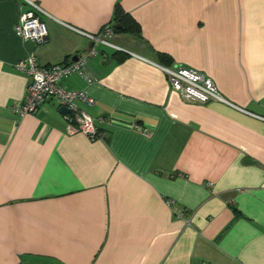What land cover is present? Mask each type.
Listing matches in <instances>:
<instances>
[{
	"label": "crops",
	"instance_id": "crops-1",
	"mask_svg": "<svg viewBox=\"0 0 264 264\" xmlns=\"http://www.w3.org/2000/svg\"><path fill=\"white\" fill-rule=\"evenodd\" d=\"M26 1L48 15L42 44L12 31L31 7L0 0V264H264V0ZM114 4L139 27L111 35L126 53L95 45L94 81L59 83L116 123L90 141L53 100L12 115L27 82L14 64L69 62L91 44L57 21L96 33ZM158 54L241 111L182 100Z\"/></svg>",
	"mask_w": 264,
	"mask_h": 264
},
{
	"label": "built area",
	"instance_id": "built-area-1",
	"mask_svg": "<svg viewBox=\"0 0 264 264\" xmlns=\"http://www.w3.org/2000/svg\"><path fill=\"white\" fill-rule=\"evenodd\" d=\"M24 1L31 7V12L18 17L12 29L13 34L20 40L31 41L35 45L42 44L46 39V29L39 16L48 17V15L32 3ZM57 23L85 38L90 42L91 46L80 55H77L74 61H69L65 64L40 66L36 58L31 54L16 62L14 68L27 78V82L22 100L18 104L10 106L9 112L17 118H22L25 115L35 113L45 101L53 100L59 108H65L68 111L62 117L68 122L69 133L79 132L90 141L100 139L101 133L95 127V123L116 122L102 117L93 119L79 110L76 106L77 102L91 105L92 100L82 91L63 89L59 82L62 78L71 74L79 76L87 84L94 81L86 72L85 63L87 59L96 55L95 45L118 53L126 52L110 41L112 32L108 24L102 26L96 33H87L65 23L59 21ZM156 67L165 77L170 89L176 92L182 100L197 104L218 102L240 110L223 98L203 75L177 65H156ZM254 117L264 122L263 116ZM136 128L139 130L138 127ZM166 204L170 205V201H166Z\"/></svg>",
	"mask_w": 264,
	"mask_h": 264
},
{
	"label": "trees",
	"instance_id": "trees-1",
	"mask_svg": "<svg viewBox=\"0 0 264 264\" xmlns=\"http://www.w3.org/2000/svg\"><path fill=\"white\" fill-rule=\"evenodd\" d=\"M108 25L112 34H139V27L137 23L127 13H125L118 4H114L113 6L111 19ZM116 54H118V52H115V55ZM123 57V55H117L119 60ZM157 62L160 65L169 66V60L165 55L158 54Z\"/></svg>",
	"mask_w": 264,
	"mask_h": 264
},
{
	"label": "water",
	"instance_id": "water-1",
	"mask_svg": "<svg viewBox=\"0 0 264 264\" xmlns=\"http://www.w3.org/2000/svg\"><path fill=\"white\" fill-rule=\"evenodd\" d=\"M76 59V56H73L71 59H70V61H74ZM57 112L59 113V114H61V115H64V114H67L68 113V111L65 109V108H59L58 110H57Z\"/></svg>",
	"mask_w": 264,
	"mask_h": 264
}]
</instances>
